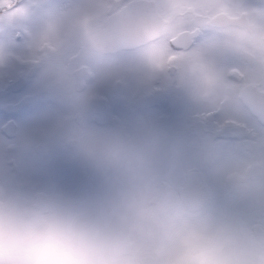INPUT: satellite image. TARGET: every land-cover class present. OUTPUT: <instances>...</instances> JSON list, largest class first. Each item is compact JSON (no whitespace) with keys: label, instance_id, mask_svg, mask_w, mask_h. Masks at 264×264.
<instances>
[{"label":"clouds","instance_id":"clouds-1","mask_svg":"<svg viewBox=\"0 0 264 264\" xmlns=\"http://www.w3.org/2000/svg\"><path fill=\"white\" fill-rule=\"evenodd\" d=\"M158 9L169 36L198 30L187 47L166 49L178 53L170 91L185 103L187 125L167 128L138 112L145 94L121 95L130 118L97 123L99 91L62 75L53 59L73 63L80 51L44 49L33 84L54 90L62 109L11 136L0 130V264H264V0H161ZM40 44L35 32L23 47L0 34V71ZM94 46L132 47L147 66L162 43L117 25ZM225 55L261 86L226 85ZM246 111L260 121L256 133ZM56 150L94 178L92 191L33 181Z\"/></svg>","mask_w":264,"mask_h":264},{"label":"flooded vegetation","instance_id":"flooded-vegetation-1","mask_svg":"<svg viewBox=\"0 0 264 264\" xmlns=\"http://www.w3.org/2000/svg\"><path fill=\"white\" fill-rule=\"evenodd\" d=\"M22 1L0 0V34L7 32L14 35L17 41H21V47L27 42L25 40L31 32L29 24L26 25V13L19 10ZM80 1L57 0L53 7L61 15L62 23L65 20H70L73 26L69 30L60 31L61 33L57 37L49 34L40 36L41 44L35 51L32 49L26 52L19 57L17 65L8 68L7 71H0V130L11 136L18 129L24 128L26 118L34 112L36 107L48 106L56 112L58 107L62 106L54 95V90L33 84L31 69L44 58L37 55L39 49H48L54 53L65 48V46H67L66 50L78 49L80 56L76 62L66 63L63 56L60 55L53 57V59L62 75L74 76L89 84L95 79V73L87 56L93 54L106 55L112 65H119L120 60L118 59L124 55L132 56L136 52L129 46H109L102 51L94 46L108 29L117 25L139 36L159 39L162 43L153 65L151 64L155 72L147 80L143 89L135 90L129 94H145L138 100L136 109L171 129H174L172 127L174 114L178 115L179 113L183 119H186L183 123L187 125L186 105L180 98L175 100L174 96L176 95L170 91L173 86V79L168 65L177 58L178 53L166 54V49L169 44L177 49L187 47L198 30L180 29L169 36L166 20L158 9L161 0H95V2L92 0L93 3H90L91 0H86L84 4L75 3ZM59 39H62V42ZM81 57L83 58L81 59ZM236 64L237 61L228 55L219 59L220 68L218 72L226 85L242 83L243 86L252 89L261 86V77L256 72L246 65L234 66ZM21 68L23 70H20ZM111 80H113L112 89L99 91L100 97L94 114L97 123H116L133 115V112L129 111L121 98V95L127 94V88L121 77L116 74L111 77ZM227 94L226 89L225 95ZM164 95L166 99L163 98ZM242 116L249 131L256 133L260 125L258 118L251 111L242 113ZM209 130L215 132V125H211ZM56 157L59 161V168L52 170L51 166ZM76 168L84 170L66 153L56 150L55 153L44 159L40 167L34 172L32 179L37 183L57 187L56 184L61 172ZM83 172H85V180L82 181V186L85 188L83 192L85 193L94 189L95 180L85 170Z\"/></svg>","mask_w":264,"mask_h":264},{"label":"rangeland","instance_id":"rangeland-1","mask_svg":"<svg viewBox=\"0 0 264 264\" xmlns=\"http://www.w3.org/2000/svg\"><path fill=\"white\" fill-rule=\"evenodd\" d=\"M95 2V0H93ZM100 1V0H96ZM86 0H81L80 2H75L76 4H84ZM57 3V0H23L20 5L19 10L25 12V21L26 25L29 24L31 33H38L39 37L44 34H49L53 37H57L59 35L60 30L58 28V24L62 23V17L59 15L58 10H55L53 5ZM90 3H93L92 0ZM46 16H56L57 23H52L51 21L45 23ZM59 30V31H58ZM28 39V38H27ZM27 41V40H25ZM62 42V39H59ZM36 48L33 50L35 51ZM43 49H39L37 52L38 56H42ZM86 53V52H84ZM83 53V54H84ZM118 56V55H117ZM89 57L90 64L92 66V70L95 73V79L89 84L94 86L98 91H106L108 89H112L111 86L113 84V80L111 77L113 75L119 74L122 79V82L125 84L127 88V94L135 92V90H141L147 84V80L155 72L154 67L152 65H145L140 61L137 52H134L132 56H123L120 59L119 65H112L110 59L106 57V55H97L93 54ZM83 57H81L82 59ZM59 60V58H58ZM116 60V59H115ZM155 61V60H154ZM129 64H132L131 66ZM167 89V88H166ZM166 99V96L163 97ZM174 99H179V97L174 96ZM62 109V106L58 107V111ZM137 110V109H136ZM138 112L144 114L142 111L137 110ZM177 111V110H176ZM55 112L53 109L48 106H39L36 107L34 112L30 114L25 120L24 128L30 127L35 122L40 121L45 117L46 114ZM178 112V111H177ZM126 115V114H125ZM174 123L172 127L174 129L181 128L186 126V119L182 118V116L178 113V115L174 114ZM129 116L130 113H129ZM55 153V151L53 152ZM57 156V155H56ZM59 168V161L57 157L54 158V162L51 166L52 170H57ZM63 169V168H61ZM69 170V169H68ZM61 172L57 187H60L71 193H83L84 186L83 180H85V172H83L80 168L71 169ZM83 181V182H82Z\"/></svg>","mask_w":264,"mask_h":264}]
</instances>
